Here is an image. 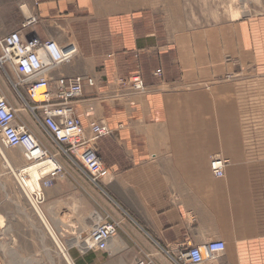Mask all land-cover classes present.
Segmentation results:
<instances>
[{"label":"crops","instance_id":"crops-1","mask_svg":"<svg viewBox=\"0 0 264 264\" xmlns=\"http://www.w3.org/2000/svg\"><path fill=\"white\" fill-rule=\"evenodd\" d=\"M192 4L0 0V39L21 30L77 44L78 56L50 75L94 78L75 113L86 127L106 123L112 131L98 143L107 167L99 184L61 153L64 173L40 208L61 241L67 234V247L79 246L96 223H119L99 256L71 255L70 247L77 264H101V257L178 264L188 245L213 240L226 250L203 264H264V0L236 19L226 10L227 20L190 27L188 13H203ZM214 4L200 7L219 13ZM32 17L37 22L25 26ZM136 74L143 90L129 82ZM20 120L58 152L29 112ZM214 156L229 161L222 178L211 171ZM27 163L22 148L0 150V264H40L25 254L27 241L61 255L12 173ZM20 218L30 235L20 234Z\"/></svg>","mask_w":264,"mask_h":264},{"label":"built area","instance_id":"built-area-1","mask_svg":"<svg viewBox=\"0 0 264 264\" xmlns=\"http://www.w3.org/2000/svg\"><path fill=\"white\" fill-rule=\"evenodd\" d=\"M36 22L37 18L32 17L25 26ZM78 54L79 47L74 42L63 45L55 39H42L21 30L0 39V67L6 72L18 97L26 104L24 108L45 129L58 149V152L51 153L41 144L28 125L20 120V109L10 103L0 87V150H24L28 163L16 171L12 169V173L37 211L47 200L46 188L53 186L64 173L59 154L70 157L96 184L107 171L98 143L112 132L110 127L106 123H93L86 127L75 113L76 100L87 87L95 86L94 78L84 75L53 78L50 75L51 71L70 63ZM161 73V69L155 72L156 75ZM129 82L138 90L145 88L140 74ZM228 163L224 157H213L210 168L214 176L224 177ZM118 227L119 223L110 219L96 223L79 249L82 253L106 251L110 240L117 235ZM225 250L223 240L203 245L190 244L175 260L178 264H203L220 257ZM133 264L153 262L149 258H139Z\"/></svg>","mask_w":264,"mask_h":264},{"label":"rangeland","instance_id":"rangeland-1","mask_svg":"<svg viewBox=\"0 0 264 264\" xmlns=\"http://www.w3.org/2000/svg\"><path fill=\"white\" fill-rule=\"evenodd\" d=\"M188 3V9H189V5L191 2H193L192 7H190L191 9H195L196 6L199 5V9L202 10L203 13H194V15L192 16L191 13H188V24L190 25V27L196 26V25H202V24H207L213 21H224L227 20L228 15L227 13H222L223 11H229L230 15L232 18L236 19L237 17H241L244 13H240L241 10H245L246 13H250L252 12L254 9H259L260 7H262L263 5V0H246V2L244 3V1L242 2V0H186ZM217 3V7L214 4V6L212 8H216L217 11H219V13H206L209 9L206 7H200L201 3ZM198 3V4H197ZM243 4H246L245 7H243ZM205 6V5H204ZM236 9V11L234 13H231L232 10ZM237 10H239V12H237ZM11 74V77L13 78V74L11 71H9ZM0 87L2 88V90L4 91L6 97L9 99L10 103H12L13 105H15L16 107L22 109L23 107L26 106V104L24 103V101L22 99H20L18 97L17 92L15 91V89L13 88L9 77L7 76L6 72L0 67ZM25 95V93H24ZM28 114V110L27 109H23L20 113H19V117H21V119L24 117V115ZM71 219V218H70ZM3 220V219H2ZM65 221H69L67 218H64ZM20 223V227H23L20 231V234L23 235H30L32 233V230L29 228V223L26 221V227H24L23 223L25 222L22 218H20V220H17ZM64 221V222H65ZM16 222V219L15 221ZM12 222V223H13ZM17 233V231H16ZM67 234L65 233L64 235H62V240L65 241V243H67L66 239H67ZM27 248L25 251V254L27 256H31L33 254H37L36 257L34 258L36 261L40 262V264H69L67 262V260L65 259V257H63L62 255H59L58 258L53 256H50L51 254H54L53 251L49 250H41V245L39 243H31L29 241H27L26 243ZM67 246V244H66ZM74 246V245H73ZM72 247L69 246L68 249ZM79 249L78 246H74L72 247V249L70 250V253L72 255L73 252H78L77 250ZM91 254L94 253L96 255L99 256L100 251H94L91 250L90 252ZM74 258V262L75 264H77L75 257ZM29 259V258H28ZM101 259L103 260V262L101 264H120L121 259L119 258H105V257H101ZM107 260V261H105Z\"/></svg>","mask_w":264,"mask_h":264},{"label":"bare ground","instance_id":"bare-ground-1","mask_svg":"<svg viewBox=\"0 0 264 264\" xmlns=\"http://www.w3.org/2000/svg\"><path fill=\"white\" fill-rule=\"evenodd\" d=\"M244 1V3L246 2V0H242V2ZM246 6V4H243V7H245ZM246 10V9H245ZM245 10H241V12L240 13H246V11ZM20 109V108H19ZM22 109H26V108H22ZM22 109H20V111L22 110ZM9 149V148H8ZM215 157V156H214ZM50 167V166H49ZM49 167H45V169H47V168H49ZM14 171H16V169L13 167L12 168ZM26 195V194H25ZM39 212L41 213V216H42V223L44 224V226L46 227V229L48 230H46L47 232H49L50 233V235L53 237V239H54V241L56 242V244H57V246H58V249H59V252H60V254L63 256V257H65V259L67 260V262L69 263V264H75V262L73 261V259L71 258V256L69 255V253H68V247L65 245V243L63 242V241H61V239L58 237V235L54 232V230H53V228L51 227V225L49 224V222H48V220L45 218V215H44V213H43V211H41L40 209H39ZM38 213V212H37ZM39 214V213H38ZM40 215V214H39ZM108 219V218H107ZM2 225L3 224H1L0 223V227H2ZM88 231H90V230H88ZM86 235H87V233H85ZM83 236H85L84 234H83ZM83 243H84V240H83V242L79 245V246H82L83 245ZM55 244V245H56ZM110 245V244H109ZM177 258V257H176ZM20 260V259H19ZM24 260V259H23ZM213 260V259H212ZM24 264L26 263V261L24 260V262H23Z\"/></svg>","mask_w":264,"mask_h":264}]
</instances>
